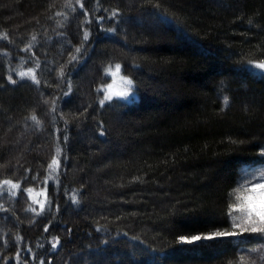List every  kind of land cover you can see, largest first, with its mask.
<instances>
[{
	"label": "trees",
	"instance_id": "obj_1",
	"mask_svg": "<svg viewBox=\"0 0 264 264\" xmlns=\"http://www.w3.org/2000/svg\"><path fill=\"white\" fill-rule=\"evenodd\" d=\"M258 63L264 0H0V264H264L183 241L264 174ZM116 64L138 98L101 105Z\"/></svg>",
	"mask_w": 264,
	"mask_h": 264
},
{
	"label": "snow or ice",
	"instance_id": "obj_2",
	"mask_svg": "<svg viewBox=\"0 0 264 264\" xmlns=\"http://www.w3.org/2000/svg\"><path fill=\"white\" fill-rule=\"evenodd\" d=\"M84 39H87V33H85ZM79 51V49H77ZM256 67L259 69H264V63H258L256 64ZM121 71L120 64L115 65V71L112 70L111 67L105 69L106 74H111V76L116 77L119 75ZM21 77L26 75L25 73L20 74ZM33 81L36 83H39V81L36 80L35 76L33 75L31 77ZM123 80V83L125 85L131 86L132 81L125 79L121 77ZM15 83V81H12ZM99 91V90H98ZM105 91L104 100H101V105L104 104L105 100H111L113 95L119 96V97H127L129 88H124L120 91H113L112 85H108ZM68 93H65L67 95ZM227 101L225 100V104ZM54 110V109H53ZM33 120H36V117H32ZM38 122V121H37ZM103 134V133H101ZM59 164V161L55 158H53L51 164L48 165L49 169L55 170V166ZM47 181H45L46 183ZM5 184H10V181H5ZM240 184L241 187H237L235 189L236 193V200L239 201L237 204H231L230 209L227 213V215L231 218V228L232 231H216L213 232L207 236H204L203 239L205 240H212L217 237L224 238V237H234L238 235L236 229H239L241 232H249L254 234H260L264 235V174H261L259 176L252 174L248 175L247 173L241 178ZM13 188L19 187V185L13 184ZM29 192L32 191V189H28ZM43 207V205H41ZM233 212L240 213L241 215L239 217L232 216ZM237 220H240V223H236ZM201 236H193L192 240H200ZM191 241H189L190 243ZM244 258L241 257V260Z\"/></svg>",
	"mask_w": 264,
	"mask_h": 264
},
{
	"label": "rangeland",
	"instance_id": "obj_3",
	"mask_svg": "<svg viewBox=\"0 0 264 264\" xmlns=\"http://www.w3.org/2000/svg\"><path fill=\"white\" fill-rule=\"evenodd\" d=\"M103 29H105V28L103 27ZM111 68H112L113 71H115V66H113ZM261 70L264 72V69H261ZM109 76H110V82H109L108 85H112V89H113L114 92L115 91L123 90L124 88H129V92H128V96L127 97L122 98V97L113 95L112 96V99H120V100H123V101H126V102H133L134 100H136L138 98L137 93H136V91L134 89L133 82H132L131 86L125 85L123 83V80L121 79V77H123L125 79H128V80H131V79H129L128 77L124 76L123 73H122V70L120 71L119 75L116 76V77L111 76V74H109ZM108 85L103 88L104 96L106 94L105 91H104V89H106L108 87ZM105 101H107V100H105ZM57 168H58V166H55V170H52V172H54V174H55V171L57 172ZM53 179H55V178H53ZM9 186H12V185H9ZM30 194H31V198L34 201V203L35 204H38L39 207L42 208L41 205L44 206V204L46 202V199H47L46 198V195H47L46 194V189L32 190L30 192ZM237 203H239V201H237ZM240 215L241 214L240 213H237V212H234L233 213V216H235V217H239ZM236 223H240V220H237ZM235 231H237V233H238V235L234 236L236 238L237 237H241L242 235L245 234V232H241L239 229H236ZM207 235H209V234L199 235V236H201V239L200 240H192V237H193L192 236V237L184 238L183 241L186 242V243H189V241H191L190 243H196V242H200V241H206L205 239H203V237L204 236H207ZM218 238H220V237H217L215 239H218ZM224 238H226V237H224Z\"/></svg>",
	"mask_w": 264,
	"mask_h": 264
}]
</instances>
